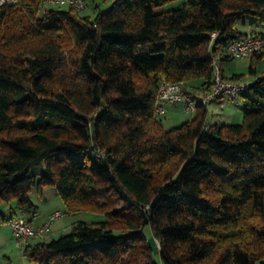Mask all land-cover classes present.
<instances>
[{"label":"trees","instance_id":"trees-1","mask_svg":"<svg viewBox=\"0 0 264 264\" xmlns=\"http://www.w3.org/2000/svg\"><path fill=\"white\" fill-rule=\"evenodd\" d=\"M171 1L112 0L94 17L0 5V224L18 211L31 221L30 193L48 186L68 214L98 217L23 243L31 264H264V48L249 56L239 123L210 124L198 104L164 128L154 112L161 79L204 94L217 51L264 36V0L156 11Z\"/></svg>","mask_w":264,"mask_h":264},{"label":"rangeland","instance_id":"rangeland-1","mask_svg":"<svg viewBox=\"0 0 264 264\" xmlns=\"http://www.w3.org/2000/svg\"><path fill=\"white\" fill-rule=\"evenodd\" d=\"M112 0H86V7L79 11L81 15H89L90 17H94L98 11H104L110 7ZM184 3V0H175L168 2L156 9V11L167 10L170 8H174L180 6ZM44 8L53 9L58 8L55 5L45 4ZM241 27L240 24H238ZM250 63L249 57L242 58H230L227 60H220L219 66L222 74L226 76H230L232 74H237L240 76V79L243 81L251 82L253 80L254 75L249 73L248 66ZM257 75L264 77V59H261L256 65ZM191 83V82H189ZM188 88L190 84H187ZM190 89V88H189ZM250 97L257 98L252 90H248L246 92ZM264 101V99H262ZM184 104L183 101L170 102L165 104V112L159 116L161 120V124L164 128H172L175 126H179L181 123L191 120L194 117L195 111L185 112L183 110ZM243 103H235L233 100L229 99L226 96L218 97L213 101H210L206 106L207 118L210 124L214 123H239L242 119L243 115ZM173 169V168H171ZM164 173H170L168 167H164L156 172V178L159 180L162 179ZM47 189H51L54 192V197H49L48 201H40L41 198L37 196L35 191L30 193L31 200L38 205V213L42 215L45 214L46 210L54 205H60L62 200L57 195L55 190L48 186ZM11 206V204H10ZM9 207V206H8ZM12 207V206H11ZM15 212H17L15 207H12ZM7 210V205L0 204V211L5 213ZM98 217L87 211L76 212L73 215L66 214L61 217L59 220H56L52 226L54 227L56 232L51 234V237L56 238L65 232H68V228L66 231H59L61 228H57V223L59 222H69L73 220H96ZM52 231H53V227ZM144 234L150 239L151 235L149 233L148 227L145 226ZM36 239L32 238L31 242H34ZM0 264H31L26 260V258L22 254V242L16 239L12 233L10 228L6 224H0Z\"/></svg>","mask_w":264,"mask_h":264},{"label":"built area","instance_id":"built-area-1","mask_svg":"<svg viewBox=\"0 0 264 264\" xmlns=\"http://www.w3.org/2000/svg\"><path fill=\"white\" fill-rule=\"evenodd\" d=\"M16 3L17 0H0V5H13ZM41 3L57 7H70L76 11H81L86 7V0H41ZM209 36L213 38L215 33L212 32ZM262 48H264V36L246 34L230 41L225 49L217 51L211 57V87L206 93L197 95L196 97L187 96L183 81L170 82L166 79H161L158 82L155 96V115L160 116L165 112L166 103L181 100L183 101V110L185 112L195 111L198 104L206 107L210 101L222 96H226L239 104L240 94L247 88V84L241 79L224 78L218 60L222 55L232 58L249 57L253 52ZM66 214H68L66 209H55L38 226H34L30 220L22 216H10L6 219L5 223L10 228L12 235L23 244L32 238H46L51 231L52 224Z\"/></svg>","mask_w":264,"mask_h":264},{"label":"crops","instance_id":"crops-1","mask_svg":"<svg viewBox=\"0 0 264 264\" xmlns=\"http://www.w3.org/2000/svg\"><path fill=\"white\" fill-rule=\"evenodd\" d=\"M249 27L250 26H243V29H245V30H247V29H249ZM54 192L51 190V189H47V187L44 189V191H43V195H42V197H41V200L40 201H48V198L49 197H54ZM40 198V197H39ZM59 204L60 205H54V206H52V207H50V208H48L47 210H46V212H45V214H41V213H36L35 215H33L32 217H31V222H32V224L34 225V226H38V225H40V224H42L45 220H46V218H47V216H48V214L49 213H51L53 210H55V209H64L65 208V205L63 204V202L62 203H60L59 202ZM19 216H22V217H29L30 215L29 214H25V213H21V212H19L18 211V213H17ZM73 214H75V213H71V214H69V215H73ZM74 221V220H73ZM71 222L72 221H69V222H65L66 224H64V222L62 221V222H59V223H57V228H61L60 230H58V232L59 231H66V229L67 228H69V225L71 224ZM5 224V223H4ZM54 224V223H53ZM53 227V226H52ZM57 230H55L54 229V227H53V231H52V228H51V233H50V237H51V234L52 233H54V232H56ZM27 242H31V239H29Z\"/></svg>","mask_w":264,"mask_h":264}]
</instances>
